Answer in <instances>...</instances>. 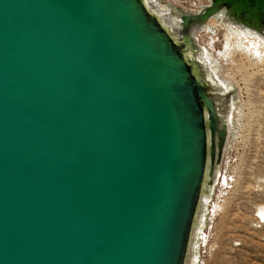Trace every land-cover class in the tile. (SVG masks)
<instances>
[{"label": "water", "instance_id": "obj_1", "mask_svg": "<svg viewBox=\"0 0 264 264\" xmlns=\"http://www.w3.org/2000/svg\"><path fill=\"white\" fill-rule=\"evenodd\" d=\"M137 10L0 0V264H175L202 119Z\"/></svg>", "mask_w": 264, "mask_h": 264}, {"label": "bare ground", "instance_id": "obj_2", "mask_svg": "<svg viewBox=\"0 0 264 264\" xmlns=\"http://www.w3.org/2000/svg\"><path fill=\"white\" fill-rule=\"evenodd\" d=\"M133 1L146 26L152 25L156 29V32L149 33L152 40L159 48L164 45L172 51L185 68L190 84L187 96H191L187 100L196 111L193 112L194 119L195 113L202 119L194 122L201 131L198 134L197 177H194L196 174L192 177L186 191L179 222L181 244L174 255L175 264H191L207 203L217 182L218 161L222 150L223 153L226 151L236 119L234 116L239 112L238 82L234 76L221 70L215 56L217 49L209 50L200 44L199 36L208 33L218 38L216 34L220 29L223 32L218 49L223 51L220 55L224 58L237 54L244 64L237 65L240 71L251 69L264 73V0H240L239 4L233 0H207L206 5L194 11L179 10L164 0ZM157 35L164 37L165 42ZM223 134L227 136L226 144L222 140Z\"/></svg>", "mask_w": 264, "mask_h": 264}, {"label": "rangeland", "instance_id": "obj_3", "mask_svg": "<svg viewBox=\"0 0 264 264\" xmlns=\"http://www.w3.org/2000/svg\"><path fill=\"white\" fill-rule=\"evenodd\" d=\"M164 1L185 11L207 4V0ZM222 35L220 29L218 38L203 33L199 43L209 50L217 49L221 70L238 82L239 112L234 116L226 151L222 150L218 161L217 182L190 262L264 264V73L240 71L237 67L244 64L237 54L223 58V51L218 50Z\"/></svg>", "mask_w": 264, "mask_h": 264}]
</instances>
